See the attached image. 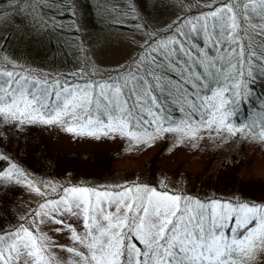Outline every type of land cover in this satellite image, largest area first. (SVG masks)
Segmentation results:
<instances>
[{"label":"snow or ice","instance_id":"obj_1","mask_svg":"<svg viewBox=\"0 0 264 264\" xmlns=\"http://www.w3.org/2000/svg\"><path fill=\"white\" fill-rule=\"evenodd\" d=\"M43 7L40 0H0V27L16 16L38 27ZM196 7L168 33L146 38L141 54L115 73L50 77L0 55V125L18 131L58 125L134 145L167 135L193 147L205 137L264 143V103L250 120L234 119L251 95L249 84L264 79V0H205ZM72 11L78 23L75 0ZM16 187L41 199L17 224L0 226V264H259L264 258V203L202 199L145 182H43L0 151V190ZM42 225L67 233L71 243L53 242Z\"/></svg>","mask_w":264,"mask_h":264},{"label":"trees","instance_id":"obj_2","mask_svg":"<svg viewBox=\"0 0 264 264\" xmlns=\"http://www.w3.org/2000/svg\"><path fill=\"white\" fill-rule=\"evenodd\" d=\"M40 2L44 7L42 10L37 9L36 14L41 20L38 27H32L24 16H16L9 24L0 27V37H4L0 40V46L6 49L0 55L10 56L18 66L35 73L60 77L81 72L84 79H88L89 73H115L121 68L100 69L93 67L91 63H87L85 70L75 66L79 59L82 60L89 45L101 38L102 33H107L112 28H132L146 30L153 35L166 34L169 26L177 21L174 15H188L191 18L193 13L198 12L196 6L199 4L203 7L205 0H75L78 13L75 17L78 23L75 24L72 11L74 0ZM3 7L7 9L9 6L4 4ZM133 8L135 10H131ZM5 15L11 14L6 12ZM53 21L56 27H53ZM60 25L64 26L63 30ZM130 63L128 61L126 64ZM249 88L251 95L247 100L241 99L239 111L234 118L237 122L250 120L256 112L262 110L260 105L264 103V79L250 83ZM31 126H24L18 131L16 128L0 125V136H3L0 139V151L14 157L17 163L39 181L45 182L44 177L48 174L52 180L53 174L64 176L62 173L65 162L56 157L59 150L51 151L45 143H41L36 129H30ZM162 142L165 143L166 140L163 138ZM217 143L223 146L222 151L228 150L231 156L225 158L221 153L224 160L221 159L217 166H209L203 173L196 174L195 182L203 188H214L216 195L220 187L242 188L244 191V173L249 169L253 156L260 158V144L239 140L237 136ZM261 144L264 146V143ZM249 145L255 147L250 148ZM211 147L207 149L210 150ZM132 152L133 150L127 149L122 155ZM118 157L119 154L115 155L112 162H117ZM79 167L80 164H77L75 169ZM254 182L262 184L264 179ZM245 187L252 190L250 185ZM16 193V190H0V226L10 222L11 218H8L15 210L12 202H15ZM263 261L260 259L259 264H264Z\"/></svg>","mask_w":264,"mask_h":264},{"label":"rangeland","instance_id":"obj_3","mask_svg":"<svg viewBox=\"0 0 264 264\" xmlns=\"http://www.w3.org/2000/svg\"><path fill=\"white\" fill-rule=\"evenodd\" d=\"M173 17L177 19L178 16L174 15ZM150 35L153 34L146 30L112 28L107 33H102L101 38L89 45L86 54L82 60H78L75 66L85 70L88 67L86 61L89 60L93 67L117 70L140 54L139 46L143 45L145 39ZM30 129H36L39 141L45 143L51 151L59 150L56 152V157L65 162L62 173L64 176L53 174L52 180L48 174L44 177L45 182L58 181L65 185L71 183L97 187L145 182L158 186L161 190L166 185L168 190L182 191L202 199H243L264 203V183L256 184L254 182L257 179H264V146L261 143H258L260 144L258 146L261 147L260 158L253 156L249 169H244V172L246 170L243 176L246 180L244 191L242 188L220 187L217 190V195H219L217 196L214 188L200 187L194 177L198 173H203L209 166H217L223 159L222 155H225V158L231 156L228 150L222 151L223 146H219L217 143L224 139L205 137V139L199 140L196 147H193L192 142L178 143L174 136L167 135L164 138L165 143L162 142V139H157L151 143L153 144L151 147V144L134 145L127 139L118 136L100 139L77 136L66 132L58 125L32 124ZM237 137L239 140H245L242 136ZM229 138L231 137L227 139ZM249 142L257 145V143ZM201 146L202 148H200ZM208 147H211L210 150L207 149ZM249 147L254 148L255 146L249 145ZM127 149H131L133 152L122 155L123 151ZM117 154H119L117 162L113 163L112 159ZM77 164H80V167L75 169ZM249 180L251 181L249 182ZM248 185L252 190L245 187ZM9 190L17 191L14 197L15 202H12L15 210L8 218H11L8 225H15L21 221L23 214L29 208L36 206L41 197L24 187ZM52 227L55 226L42 225L40 230L57 244L69 245L71 243L67 233L54 232L51 230ZM52 251L58 257L67 255L58 248H53ZM262 259L264 260V258Z\"/></svg>","mask_w":264,"mask_h":264}]
</instances>
